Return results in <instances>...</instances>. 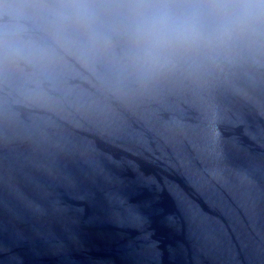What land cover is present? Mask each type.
<instances>
[{
    "label": "water",
    "instance_id": "95a60500",
    "mask_svg": "<svg viewBox=\"0 0 264 264\" xmlns=\"http://www.w3.org/2000/svg\"><path fill=\"white\" fill-rule=\"evenodd\" d=\"M18 23L32 48L0 60V264H264V54L140 82L118 37Z\"/></svg>",
    "mask_w": 264,
    "mask_h": 264
},
{
    "label": "clouds",
    "instance_id": "9594fccd",
    "mask_svg": "<svg viewBox=\"0 0 264 264\" xmlns=\"http://www.w3.org/2000/svg\"><path fill=\"white\" fill-rule=\"evenodd\" d=\"M39 13L59 29L84 33L93 45L121 41L119 70L140 82L182 64L264 54V0H0V60L31 53L18 20Z\"/></svg>",
    "mask_w": 264,
    "mask_h": 264
}]
</instances>
